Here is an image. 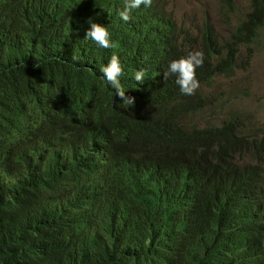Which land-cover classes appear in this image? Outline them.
Listing matches in <instances>:
<instances>
[{"label": "trees", "instance_id": "trees-1", "mask_svg": "<svg viewBox=\"0 0 264 264\" xmlns=\"http://www.w3.org/2000/svg\"><path fill=\"white\" fill-rule=\"evenodd\" d=\"M253 2L222 44L209 29L200 45L179 34L163 5L135 9L140 23L165 34L162 58L204 52V65L196 69L200 88L183 95L175 75L163 79L167 66L145 71L142 65L144 83L134 76L126 82L135 98L128 107L132 139L115 142L103 158L95 148H78L81 162L68 170L62 191L60 172L42 156L41 140L53 132L39 131L40 115L72 106L79 119L96 108L121 106L107 90L88 97L65 75L90 58L120 56L125 42L111 32L114 47L103 50L87 42L81 15L59 30L44 24L29 0H0V264H170L172 251L175 264L264 261V137L244 135L235 117L221 127L183 122L208 105L201 87L235 76L239 46L264 25V0ZM221 3L235 9L234 0ZM93 79L102 83L98 74ZM128 245L134 250L125 255Z\"/></svg>", "mask_w": 264, "mask_h": 264}, {"label": "clouds", "instance_id": "clouds-1", "mask_svg": "<svg viewBox=\"0 0 264 264\" xmlns=\"http://www.w3.org/2000/svg\"><path fill=\"white\" fill-rule=\"evenodd\" d=\"M219 2L225 16L229 17L236 12L237 0H234V10L223 8L221 0ZM250 2V9L246 13L252 9L254 2L253 0ZM156 5H163L167 14H170L169 9L163 4V0H29V9L38 11L41 21L44 24L49 23L50 27L57 26L59 30H62L67 26L69 19L81 15L88 23L87 42L92 41L101 49L108 51L114 47L111 32L125 42L120 56L113 55L110 60L105 62L90 58L83 63L79 71L72 75H65L71 86L88 92V97L101 90H107L122 101L121 106L109 105L96 108L79 119L74 118L72 106H52L40 115L39 131L44 134L53 132L52 138L46 137L41 140L42 156L50 160L60 172V189L62 191L67 187L68 170L78 168L81 162V157L77 153L78 148L81 149L84 145L95 148L97 157L103 158L110 156L115 151V142L125 143L132 139L134 127L128 115V107L134 105L135 98L126 90V82L131 76H134L139 84H143L146 78L145 71H163L167 66L163 72V79L167 80L170 76L175 75L176 84L179 85L183 95L193 96L200 88L196 69L204 65V52L202 50L191 51L186 56L173 60H169V57L162 58L161 54L165 52V49L160 48V45L164 41L165 34L154 26L140 23L134 15L135 9ZM244 15L239 18L232 31L223 38L216 35L214 27L208 22L203 25L202 31L197 36L182 31L178 25L177 29L178 33L183 36L196 37L198 45L202 43L205 31L209 29L213 40L222 44L230 39ZM59 17H62V20H59ZM54 19L58 20L53 22ZM262 29H264V25L258 28L256 37L250 43L239 46L238 63L243 47L247 49V62L251 61L253 57L252 45L260 37ZM142 65L145 66V71L139 70ZM236 68L237 73L240 63ZM97 74L101 76L102 83L94 81L93 77ZM216 78H213L212 81ZM201 88L203 90L206 85ZM202 97L207 99L208 105L205 109L191 113L183 119L188 128L206 127L191 125L188 122L190 116L204 112L212 104L209 97L203 95V91ZM231 117L239 119L237 115ZM241 128L243 134L246 135L247 131L243 129V121H241ZM258 134H260L259 138H263L264 130L262 135L261 132ZM261 175L264 178V165ZM226 264H264V261L255 263L250 258L235 257L232 263L226 262Z\"/></svg>", "mask_w": 264, "mask_h": 264}, {"label": "rangeland", "instance_id": "rangeland-1", "mask_svg": "<svg viewBox=\"0 0 264 264\" xmlns=\"http://www.w3.org/2000/svg\"><path fill=\"white\" fill-rule=\"evenodd\" d=\"M178 27L190 35L197 36L208 22L218 37L227 36L239 18L249 11L250 0H237L236 12L227 17L220 8L219 0H163ZM253 57L247 62V49L240 53V68L233 78L218 77L203 95L210 102L206 110L188 118L191 125L220 126L232 115L244 122L247 133L264 130V29L252 45Z\"/></svg>", "mask_w": 264, "mask_h": 264}, {"label": "bare ground", "instance_id": "bare-ground-1", "mask_svg": "<svg viewBox=\"0 0 264 264\" xmlns=\"http://www.w3.org/2000/svg\"><path fill=\"white\" fill-rule=\"evenodd\" d=\"M163 171H165V170H163ZM165 173H166V176L168 177V179L170 180L171 179V175L169 174V172L165 171ZM261 184H264V178L261 180ZM126 211H127V214L129 216H132V217L134 216L135 217V213H134L133 210H131L130 208L126 207ZM262 225L264 226V224H262ZM171 229H172V227H171ZM127 236H129V235H127ZM122 242H124V241L122 240ZM171 245H172L171 247H175V245L173 243ZM120 249H121V247H120ZM133 250H134V248L132 246L128 245V251H130V252H128L125 255L131 254ZM174 250H175V248H174ZM169 262H170V264H175V256H174L173 251L170 253Z\"/></svg>", "mask_w": 264, "mask_h": 264}]
</instances>
